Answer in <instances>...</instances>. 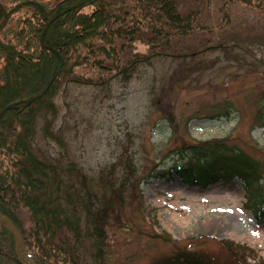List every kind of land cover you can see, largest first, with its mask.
Listing matches in <instances>:
<instances>
[{
	"label": "trees",
	"instance_id": "1",
	"mask_svg": "<svg viewBox=\"0 0 264 264\" xmlns=\"http://www.w3.org/2000/svg\"><path fill=\"white\" fill-rule=\"evenodd\" d=\"M188 1L183 9V0H0V212L20 230L34 264H142L141 252L149 248L129 254L120 247L127 232H134L130 239L168 245L146 264H249L251 249L229 239L149 236L131 218L112 228L134 187L129 160L121 175L116 162L88 170L67 148L62 93L76 86L106 93L114 82L129 84L155 58L195 56L185 41L205 27L192 6L197 0ZM239 1L255 8L264 3ZM254 120L264 126L260 108ZM173 153L179 159L168 171L186 185L207 188L237 176L254 192L255 217L264 222L263 167L246 150L227 137ZM0 264H22L14 235L2 225Z\"/></svg>",
	"mask_w": 264,
	"mask_h": 264
},
{
	"label": "rangeland",
	"instance_id": "2",
	"mask_svg": "<svg viewBox=\"0 0 264 264\" xmlns=\"http://www.w3.org/2000/svg\"><path fill=\"white\" fill-rule=\"evenodd\" d=\"M188 2L183 0V9ZM192 6L200 9L198 21L205 27L185 41L195 51L193 58L161 56L140 68L126 86L114 82L106 93L76 86L60 95L67 148L88 170L116 162L121 175L129 160L134 187L117 207L122 220L110 222L112 228L131 218L149 236L229 239L251 248L249 264H264V223L256 224L241 182L200 189L162 173L179 159L174 150L227 137L264 170V126L254 120L258 108L264 114V3L255 8L239 0H197ZM137 50L144 51V45L138 43ZM183 70L189 71L187 77ZM253 193H246L252 202ZM127 234L120 247L127 246L129 254L149 248L141 252L142 264L169 249L161 240Z\"/></svg>",
	"mask_w": 264,
	"mask_h": 264
},
{
	"label": "water",
	"instance_id": "3",
	"mask_svg": "<svg viewBox=\"0 0 264 264\" xmlns=\"http://www.w3.org/2000/svg\"><path fill=\"white\" fill-rule=\"evenodd\" d=\"M53 19H54V17H53L52 19H50L49 23H50ZM0 219H4V220L7 222V224H5V226H6L9 230H11V231L16 235V237L18 238V241L22 244V245H21L22 253H23L25 259L28 260V259H27V255H26V250H25V247H24V245H23V241H22V238H21L20 232H19V230L16 228L15 224H14L11 220H9V218H7L5 215H3V214H1V213H0ZM1 223H2V222H1ZM2 224H3V223H2ZM28 262H30V261H28ZM30 263H31V262H30Z\"/></svg>",
	"mask_w": 264,
	"mask_h": 264
}]
</instances>
